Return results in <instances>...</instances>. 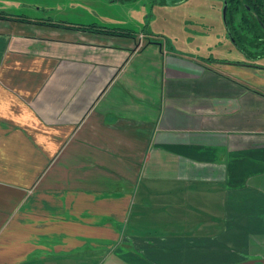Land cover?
Masks as SVG:
<instances>
[{
	"label": "crops",
	"instance_id": "1",
	"mask_svg": "<svg viewBox=\"0 0 264 264\" xmlns=\"http://www.w3.org/2000/svg\"><path fill=\"white\" fill-rule=\"evenodd\" d=\"M27 20L0 19V264H264L260 70Z\"/></svg>",
	"mask_w": 264,
	"mask_h": 264
},
{
	"label": "rangeland",
	"instance_id": "2",
	"mask_svg": "<svg viewBox=\"0 0 264 264\" xmlns=\"http://www.w3.org/2000/svg\"><path fill=\"white\" fill-rule=\"evenodd\" d=\"M176 1L0 0V13L144 32L148 40L172 50L224 63L241 61V53L227 37L225 0ZM259 66L264 67V59Z\"/></svg>",
	"mask_w": 264,
	"mask_h": 264
},
{
	"label": "trees",
	"instance_id": "3",
	"mask_svg": "<svg viewBox=\"0 0 264 264\" xmlns=\"http://www.w3.org/2000/svg\"><path fill=\"white\" fill-rule=\"evenodd\" d=\"M185 1L187 0H177L176 2L182 3ZM227 4H228L227 25L230 29V33L232 34L233 39L236 41L237 46L241 48L242 51L246 53V55L250 57H255V55L253 56V54L247 52L245 44L248 36L253 35L254 42L259 41L262 38V36H264V33L261 32V25H260L262 21V8L264 6V0H227ZM241 7L244 13L241 19V23L238 26H236L235 16ZM0 19H14L22 22L29 21L23 17L6 15L5 13H0ZM45 22L52 24L53 21L51 19H48ZM56 25L59 27L66 26L65 23H60V22L59 23L56 22ZM80 28L86 30H98V32L103 31L109 34L126 36V37H130V36L132 37L134 34H136L135 32L129 30H121L117 28L111 29L94 24L80 26ZM242 32L245 33L246 38L243 37V35L241 34ZM249 45L255 47L254 44L252 45L250 43ZM258 46H264V43H260L258 44ZM259 57L260 58L264 57V47L262 50V54L259 55Z\"/></svg>",
	"mask_w": 264,
	"mask_h": 264
},
{
	"label": "flooded vegetation",
	"instance_id": "4",
	"mask_svg": "<svg viewBox=\"0 0 264 264\" xmlns=\"http://www.w3.org/2000/svg\"><path fill=\"white\" fill-rule=\"evenodd\" d=\"M225 7L227 8L226 10V14H225V17H224V20H225V28H226V33H227V37L230 39L231 43L234 45L235 49L241 53V56H242V63L244 67L246 68H254L256 70H264V67H261L259 66L260 65V60L261 59H264L263 58H260L259 55L262 54V50H263V47L264 46H258V44L260 43H264V36H262V38L257 41V42H254V36L251 35V36H248L247 40H246V50L247 52H250L251 54H253V56L255 55V57H250L248 55H246L245 52L242 51L241 48H239L236 44V41L233 39V36L232 34L230 33V29L227 25V12H228V4H227V0H225ZM225 10V9H224ZM243 9L242 7L239 9V11L236 13V16H235V23H236V26H238L240 23H241V19H242V16H243ZM237 19H239V21L237 22ZM261 25V32L264 33V6L262 8V21L260 23ZM243 35V37H245V33H241ZM246 38V37H245ZM254 44V46H251L249 44ZM253 47V48H252ZM264 72V71H263ZM263 74V73H262ZM264 75V74H263Z\"/></svg>",
	"mask_w": 264,
	"mask_h": 264
},
{
	"label": "water",
	"instance_id": "5",
	"mask_svg": "<svg viewBox=\"0 0 264 264\" xmlns=\"http://www.w3.org/2000/svg\"><path fill=\"white\" fill-rule=\"evenodd\" d=\"M226 10H227V8L225 7V10H224V17H225V14H226Z\"/></svg>",
	"mask_w": 264,
	"mask_h": 264
}]
</instances>
